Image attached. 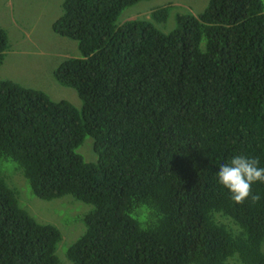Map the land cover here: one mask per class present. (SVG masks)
I'll return each mask as SVG.
<instances>
[{
  "label": "trees",
  "instance_id": "obj_1",
  "mask_svg": "<svg viewBox=\"0 0 264 264\" xmlns=\"http://www.w3.org/2000/svg\"><path fill=\"white\" fill-rule=\"evenodd\" d=\"M139 1H62L50 27L79 57L52 76L79 108L0 80V264H264V183L237 204L217 177L235 155L264 167L263 0H207L168 32L151 20L171 5L118 21ZM9 45L0 27V64ZM85 136L94 162L75 151ZM15 171L40 199L90 205L64 261Z\"/></svg>",
  "mask_w": 264,
  "mask_h": 264
},
{
  "label": "rangeland",
  "instance_id": "obj_2",
  "mask_svg": "<svg viewBox=\"0 0 264 264\" xmlns=\"http://www.w3.org/2000/svg\"><path fill=\"white\" fill-rule=\"evenodd\" d=\"M62 1L0 0V27L6 31L10 44L4 51L5 56L0 64V80L9 79L23 86L39 89L55 101L65 100L79 108L80 100L74 90L60 85L52 76L53 69L64 58L79 57L76 42L57 35L50 27L52 20L61 13ZM206 2L207 0H141L124 9L118 21L131 19L142 13L148 17L153 9L171 5L174 8L169 9L163 21L151 20L159 30L168 32L175 25L176 13L192 11L196 15ZM91 142V137L85 136L75 149L87 162L95 161ZM5 163L12 165L8 160ZM13 180L15 185H20L17 187L9 184L16 190L19 207L35 221L53 225L60 231L61 238L56 245L55 255L60 261H64L65 249L83 231L81 217L90 209V205L70 195L50 200L40 199L32 194L21 173L15 171Z\"/></svg>",
  "mask_w": 264,
  "mask_h": 264
},
{
  "label": "clouds",
  "instance_id": "obj_3",
  "mask_svg": "<svg viewBox=\"0 0 264 264\" xmlns=\"http://www.w3.org/2000/svg\"><path fill=\"white\" fill-rule=\"evenodd\" d=\"M258 165V158L245 155H235L227 163L219 165L218 183L230 192L235 203L243 204L249 199L256 203L260 200V195L252 191L254 183H264V167Z\"/></svg>",
  "mask_w": 264,
  "mask_h": 264
}]
</instances>
